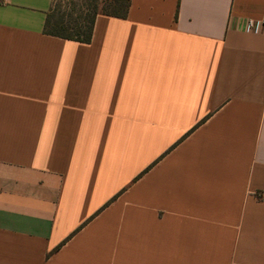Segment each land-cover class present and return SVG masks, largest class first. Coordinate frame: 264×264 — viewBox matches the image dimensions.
<instances>
[{
    "label": "crops",
    "instance_id": "obj_1",
    "mask_svg": "<svg viewBox=\"0 0 264 264\" xmlns=\"http://www.w3.org/2000/svg\"><path fill=\"white\" fill-rule=\"evenodd\" d=\"M52 5L0 0V264H264V0H130L89 43Z\"/></svg>",
    "mask_w": 264,
    "mask_h": 264
},
{
    "label": "trees",
    "instance_id": "obj_2",
    "mask_svg": "<svg viewBox=\"0 0 264 264\" xmlns=\"http://www.w3.org/2000/svg\"><path fill=\"white\" fill-rule=\"evenodd\" d=\"M130 0H81L80 3L69 1L53 3L47 13L43 32L47 35L89 43L98 15L124 19L128 15Z\"/></svg>",
    "mask_w": 264,
    "mask_h": 264
},
{
    "label": "rangeland",
    "instance_id": "obj_3",
    "mask_svg": "<svg viewBox=\"0 0 264 264\" xmlns=\"http://www.w3.org/2000/svg\"><path fill=\"white\" fill-rule=\"evenodd\" d=\"M71 1V0H53V3L56 5L58 4H62V6L65 8L68 4V2ZM76 3H80L81 0H72Z\"/></svg>",
    "mask_w": 264,
    "mask_h": 264
},
{
    "label": "built area",
    "instance_id": "obj_4",
    "mask_svg": "<svg viewBox=\"0 0 264 264\" xmlns=\"http://www.w3.org/2000/svg\"><path fill=\"white\" fill-rule=\"evenodd\" d=\"M255 24H256V23H255L254 21H252V20H249V21H248V25H249V27H251V28L254 27Z\"/></svg>",
    "mask_w": 264,
    "mask_h": 264
}]
</instances>
